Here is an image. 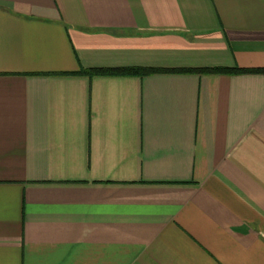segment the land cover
Masks as SVG:
<instances>
[{"label": "crops", "instance_id": "obj_1", "mask_svg": "<svg viewBox=\"0 0 264 264\" xmlns=\"http://www.w3.org/2000/svg\"><path fill=\"white\" fill-rule=\"evenodd\" d=\"M175 70L145 76L81 69ZM264 0H0V264H264Z\"/></svg>", "mask_w": 264, "mask_h": 264}, {"label": "trees", "instance_id": "obj_2", "mask_svg": "<svg viewBox=\"0 0 264 264\" xmlns=\"http://www.w3.org/2000/svg\"><path fill=\"white\" fill-rule=\"evenodd\" d=\"M175 70L157 69V68H142V67H126V68H90L81 69L76 74H89L93 75H130V76H145L159 72H171ZM179 72H201V73H227V74H240V73H264V68L259 69H246V68H196V69H178Z\"/></svg>", "mask_w": 264, "mask_h": 264}]
</instances>
